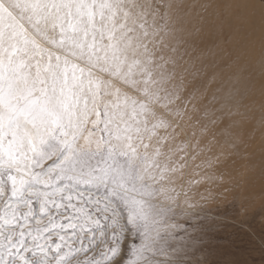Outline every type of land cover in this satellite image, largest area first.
<instances>
[{
    "label": "snow or ice",
    "instance_id": "1",
    "mask_svg": "<svg viewBox=\"0 0 264 264\" xmlns=\"http://www.w3.org/2000/svg\"><path fill=\"white\" fill-rule=\"evenodd\" d=\"M192 8L0 0V264H191L224 155L180 139Z\"/></svg>",
    "mask_w": 264,
    "mask_h": 264
},
{
    "label": "bare ground",
    "instance_id": "2",
    "mask_svg": "<svg viewBox=\"0 0 264 264\" xmlns=\"http://www.w3.org/2000/svg\"><path fill=\"white\" fill-rule=\"evenodd\" d=\"M220 2L214 0L204 10L192 8L200 19L189 38L191 68L185 77V99L180 103L187 110L183 122L191 149L197 139L201 147L212 141L206 156L215 157L223 148L224 154L233 157L250 144L253 132L264 133V31L253 27V18L239 1H227L223 12L220 7L226 2ZM255 93V117L240 119L241 110H249V106L241 107L237 99L242 95L253 99ZM205 125L207 135L201 138L200 129ZM260 162L264 170V149Z\"/></svg>",
    "mask_w": 264,
    "mask_h": 264
},
{
    "label": "rangeland",
    "instance_id": "3",
    "mask_svg": "<svg viewBox=\"0 0 264 264\" xmlns=\"http://www.w3.org/2000/svg\"><path fill=\"white\" fill-rule=\"evenodd\" d=\"M213 1L189 0L192 6L199 7L202 4L203 10L207 9L205 5ZM227 1L231 0H225L224 5L221 0V12L228 6ZM237 1L253 18V27L260 33L264 31L260 0ZM256 99V93L253 99L239 96L237 101L240 106H249V110H241L240 119L255 117ZM182 125L184 133L180 139L189 140V133L183 121ZM250 140V144L236 156H221L214 169L216 175L221 176L220 183L223 186L216 190L215 202L210 205L211 211L208 215L214 222L203 221L195 232L189 227V232L199 235L201 239L200 250L189 257L191 264H196L197 261H202L203 264H264V170L260 162V152L264 149V133L256 135L253 132ZM188 150H192L190 144ZM199 163L200 160L195 161V164ZM257 163H260V167ZM193 167L190 163V167L185 170V179L189 177ZM203 191L202 186L192 187L188 195L193 203L199 200V193ZM177 222L188 227L182 218H178ZM191 223L195 225L198 221L193 220Z\"/></svg>",
    "mask_w": 264,
    "mask_h": 264
}]
</instances>
